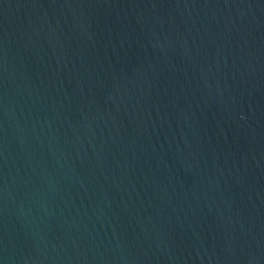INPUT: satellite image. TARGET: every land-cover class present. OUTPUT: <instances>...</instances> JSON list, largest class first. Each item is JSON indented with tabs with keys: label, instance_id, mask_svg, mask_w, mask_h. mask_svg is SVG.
<instances>
[{
	"label": "water",
	"instance_id": "obj_1",
	"mask_svg": "<svg viewBox=\"0 0 264 264\" xmlns=\"http://www.w3.org/2000/svg\"><path fill=\"white\" fill-rule=\"evenodd\" d=\"M0 264H264V0H0Z\"/></svg>",
	"mask_w": 264,
	"mask_h": 264
}]
</instances>
